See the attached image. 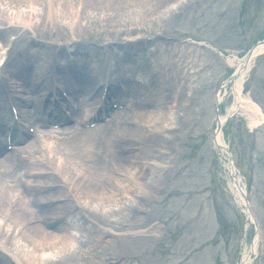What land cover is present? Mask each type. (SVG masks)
Returning a JSON list of instances; mask_svg holds the SVG:
<instances>
[{
  "label": "rangeland",
  "instance_id": "obj_1",
  "mask_svg": "<svg viewBox=\"0 0 264 264\" xmlns=\"http://www.w3.org/2000/svg\"><path fill=\"white\" fill-rule=\"evenodd\" d=\"M168 1L162 2L159 10L158 7L155 9L157 13L154 15L147 9L149 6H137L135 10L127 11L124 17L116 10L113 13H100L98 1L97 10L84 7L78 34H72L67 19L64 29L41 26L38 36L33 35L35 40L53 45L52 51L67 43L75 48L73 53L76 54L72 56L78 62L77 65L83 70H90L85 71V75L79 74L78 79L73 74L79 90H83L85 94L96 83V78L93 77L96 71L99 70L101 74L102 64H105L102 62L107 54L105 48L108 45L113 46L124 57L131 56L132 47L140 51L145 45L147 51L141 52L137 63L139 68H135L138 75H134L126 118L137 111L143 115V122L150 121L158 110L163 113L167 111L171 117V125L165 127L173 131L169 135L173 140L171 142L163 140L162 136L166 135H156V131L145 124H141L140 128L128 124L121 126L115 120L91 136L80 134L70 139H46L48 152L52 156H48L46 151L34 154L35 151L30 153V160L23 161L22 157L28 155L20 154L19 163L11 169L13 172H7L2 178L4 186L9 185L8 181L14 178L22 185L25 168L39 170L38 172L42 168L47 170L42 172L43 178L48 182L47 179L51 178L50 183L59 185L60 179L65 182L70 178L66 175V179H63L56 169L51 168L55 159L61 158L66 166L70 164L79 175L80 172L83 176L85 173L95 178L94 181H99L102 173L110 170L116 174L115 178L130 184L132 177L127 176L125 171L128 164L121 167V161L126 159L123 152L125 147L133 149L143 145L145 156L149 153L156 156L164 144L175 146L172 153L165 160L162 159L163 164L171 169L164 174L157 190H154L152 195L156 200L151 203L139 200L137 192L133 195L140 201L138 206L131 205L130 200H124L126 208L123 211L105 208L98 212L99 209L96 210L94 204L88 205V211L84 205H78L77 208L73 201L64 199L65 203L69 202L70 210L87 218L84 229L78 226L75 217L72 219L75 220L72 221L74 224H70L73 229L84 230V246L89 242L87 246H83L84 252H80L71 261L73 264H102L103 261L107 264H119L121 259L129 264H179L189 254L191 257L183 264H237L242 249L250 246L255 233L253 225L246 222L242 210L236 206L228 189L222 174V159L219 158V150L212 146V140L217 117L215 97L219 87L231 73L226 58L233 55L240 58L257 42L264 40V0H171L173 2L167 3ZM122 3L124 4L123 1L116 2V6ZM165 3L167 5L164 6ZM158 4L159 1L155 6ZM178 5L183 9L175 19L168 20L162 16L158 21L157 17L163 11L161 7L175 9ZM24 6H19L23 12ZM5 8L0 3V13L5 12L0 25L4 43L12 37H18L19 40L13 45V48H18L15 53L26 56V61L29 62L27 54L21 50L22 42L29 41L27 30L5 28L7 19H12L11 11H5ZM126 8L132 9V0L127 2ZM105 14L109 16L106 18ZM109 17H113L110 22L107 21ZM37 21L40 22V18ZM59 22L64 23L61 19ZM178 43L182 54L177 66L187 80V86L184 87V99L171 100L168 96L173 97L174 93L166 81L175 73L166 65ZM202 44L211 45L223 57ZM47 47L35 43L31 53L32 60L34 55L48 60ZM161 47H166L170 53L161 51ZM10 59L16 61L15 56ZM89 76L91 80H88ZM249 79L244 92L264 116V57L256 60ZM88 82L90 85L86 89ZM66 85L68 86V81ZM219 97V114L224 115L232 103V97L229 92L225 95L222 92ZM175 104H180L181 108H175ZM2 108L0 104V115H7L6 110L1 111ZM149 115L151 118L147 117ZM118 127L129 132L123 134L125 139L121 142L113 136ZM249 131L245 118L237 115L222 128L221 133L232 163L241 176V186H246L250 212L256 223L260 243L254 264H264V131L256 133L253 147ZM116 164L120 168H110ZM129 165L135 167L133 161ZM154 171L152 168L150 174ZM100 184L101 180L96 185ZM115 185V180H109L110 187L114 186V190L127 196L122 185L118 189ZM10 186L14 191V186ZM81 188L79 185L80 197L83 196ZM34 196L39 197L37 193ZM48 215L53 216L55 212ZM103 230L109 234L102 235ZM4 261L0 256V264Z\"/></svg>",
  "mask_w": 264,
  "mask_h": 264
},
{
  "label": "bare ground",
  "instance_id": "obj_2",
  "mask_svg": "<svg viewBox=\"0 0 264 264\" xmlns=\"http://www.w3.org/2000/svg\"><path fill=\"white\" fill-rule=\"evenodd\" d=\"M98 1H100V6ZM105 1H108L107 11L113 13L116 10L121 15V17H124L127 11L131 12L132 10H135L137 6H149V8L147 9H149V12L154 15L157 13L155 12V9L158 7L159 10V7L161 6L162 2L168 0H132V9L130 10H127L126 8L127 2L129 0ZM120 1H123L124 4L122 3L121 5L118 4V6H116V2L118 3ZM157 1H159V4L155 6V3ZM170 1L171 0H169L167 3H170ZM82 2L83 4L81 6V12L79 13L78 22L75 26V28L78 30H80L81 28L80 21L82 18L80 15L84 7L95 8L97 10L99 6L100 13L104 11L103 0H82ZM0 3L6 6L5 11H11L10 17L12 19L8 18L5 25H9L11 27L20 26L22 28H26L28 26L30 27L35 19L41 18L40 24H42L43 26H56V28L58 27L64 29L67 19L69 21V25L72 26L71 23L77 16L79 8L78 0H0ZM29 3H32L34 6L31 9L30 25H28V13L30 12V9H28L27 11V5H29ZM21 5H25L24 12L19 8V6ZM163 5L165 6L167 4L165 3ZM161 8L163 9V11L159 13L157 17L158 21L163 18L162 16H164L165 19L173 20L177 17V14L181 13L183 9L181 5H178L175 9L169 8L168 6L165 8ZM4 14L5 12L0 13V25ZM121 17L119 16V19ZM60 19L64 21V23H61L62 25L59 22ZM112 19L113 17H109L107 21L110 22ZM3 47L4 46H1L2 49H4ZM262 51H264V43L255 45L253 50L249 53L250 57L248 58H234L227 60L228 64L233 67L234 73L231 81V93L233 94L234 99L240 103L241 112H244L249 116V127L261 123L262 121H264V117L259 113L258 108L254 104H252L251 101L241 97V90L243 88L242 86L246 79V76L248 75V72L252 67L254 59L259 56V53H261ZM33 64L38 67L41 71V69L44 68L45 63L42 57L37 58L36 56V58L34 57ZM174 76L177 77V75L175 74ZM39 81L40 77L36 79L37 83H39ZM32 91H35L34 86L32 87ZM91 93L92 91L89 93V95L82 96V102H86L88 104L92 103L93 100H90L91 98L88 99ZM174 106L178 109L181 108L180 104H175ZM85 107L87 108H81V112L78 113L80 115L79 117H77L79 121L90 115V113L94 109L93 107L89 108L90 106L88 105ZM156 112L157 113L153 115L152 118L150 115L147 116L148 118H151V120H146L145 122H143L144 120H142L143 115L139 112L133 113L130 118H126V113H121L119 114V118L124 120L125 124H128L129 126L133 127L138 126V128H140L141 124H145L148 126V128H152V131L155 130L156 135H166L164 137L162 136L163 140H169L170 142L173 141L171 140V138H169V135L173 133V131L171 129L165 128L171 125V117L168 115L167 111L165 113L159 112V110ZM224 119L225 117L219 118V126L222 125ZM124 130L118 129L113 133V136L115 138H118L119 142L125 139L123 134L129 133L128 131ZM149 137H151V135H149ZM153 138L157 142V139L154 137V135ZM164 145L165 146L159 148L161 152L158 151L157 154H155L156 156H152L150 155V153L149 155L147 154L145 156L144 148L142 146L133 149H131V147H125V150H123V152L128 151V154L126 156V159L121 161V167L124 164H128L127 168H125V171L127 176L132 177L130 184H126L125 182H121V180L115 178L114 176H116V174L110 170L104 171L102 173V176H100L101 184L99 186L96 184L100 183V180L98 182L96 181V184H93L91 181L85 178H81V180V173L79 175V172L77 170L70 167L69 165L66 166V164L61 160V158H57L55 159L53 167L51 168L56 169L59 176H62L63 179H66V175L67 178L70 177L65 181L69 187V190L61 188L57 189L54 194H51L49 196L33 197V195H35L33 194V192H36L34 189L41 190L44 187L43 185H53L55 183H50L51 178L47 179L49 180L48 182L44 179H40L39 177H35L34 172L39 173V170L31 171L28 170L29 167L25 168V171L22 174L24 177L22 183L23 186L26 188V194L21 198H18L19 200L17 203L13 201V194L2 186H0V250L5 251V253L9 257H11L10 252L15 251L16 254L14 255V257H11V260L14 261L15 264H66L73 261L75 258H77V256H79L83 248L89 243L87 242L84 246V231L81 229L73 230L69 224H63L62 222L58 223L55 221L53 223L51 221V218L45 220V215L50 210L44 209L42 204L47 201L53 202L57 201L58 199L60 200L67 198L66 196L69 194V191L71 193H74L75 198L79 200L80 204L86 207V210H88V205L91 206L94 204L96 210L99 209L98 212H101L100 209L104 210L105 208H114L113 210H115V208H118L119 210L123 211V208H126L123 202L124 200H130V204L136 206H138L140 199L144 200V202L151 203L152 201L156 200V198H154V196L152 195L155 193L154 190H157L164 174L169 171L168 168L163 164V160H165L166 157L172 153V150L175 147H170L167 144ZM214 145L217 148L223 145L219 133H217L215 136ZM47 148H49V145L43 144V142L40 141L32 142L29 146L23 148L22 150L26 151V153H34L35 151H44ZM131 161H133L135 164L134 168L129 165ZM4 163H7V161ZM16 163L13 164V166H6L7 172H13L11 171V169L16 165ZM113 167L120 168L119 164L113 165L110 168ZM152 168H154L155 171L153 174H150ZM45 171L47 170L40 169V172ZM223 172L227 180L229 191L234 196L236 200V205L240 207L243 203V199L241 197L242 188L239 184V176L231 169L230 166L225 167ZM77 179L79 180V183H77L78 181H75ZM109 180H115L116 189L121 188L122 185V187H124V190L127 191V196L118 193L117 190H114V186L110 187ZM79 185L82 187V197H80L79 195ZM137 192L140 193V197H138L139 200L133 195ZM26 195H31V202H26ZM11 207L18 208V210L13 213L9 222L5 224V213L8 211V209H11ZM34 210H38L39 213L41 210L42 216L41 224L32 226L31 222L33 220ZM69 211H72L69 209V202L63 204L62 207H58L54 210V212L57 213L55 215L56 217L65 215V213H68ZM80 225L82 224L80 223ZM9 247L13 248V250L9 249ZM255 248L256 238H254L252 245L243 249V252L241 253V259L238 264H251V259L253 253L255 252ZM16 256L18 257L16 258ZM18 260H21V262H18ZM69 264H72V262Z\"/></svg>",
  "mask_w": 264,
  "mask_h": 264
}]
</instances>
